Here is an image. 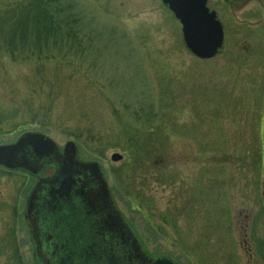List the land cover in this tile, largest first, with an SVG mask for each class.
Wrapping results in <instances>:
<instances>
[{"label": "rangeland", "instance_id": "rangeland-1", "mask_svg": "<svg viewBox=\"0 0 264 264\" xmlns=\"http://www.w3.org/2000/svg\"><path fill=\"white\" fill-rule=\"evenodd\" d=\"M67 1L81 18L84 81H70L53 116L72 120L46 126L24 118L25 70L0 64V108L23 118L0 123V147L25 134L44 135L60 150L73 144L77 160L97 164L152 259L264 264L251 252L254 230L264 241V39L257 37L264 24L223 10V47L201 61L162 0ZM24 120L32 126L14 130ZM66 127L83 131L79 140ZM11 252L0 251V264ZM19 252L18 262L32 264L29 246Z\"/></svg>", "mask_w": 264, "mask_h": 264}, {"label": "flooded vegetation", "instance_id": "flooded-vegetation-1", "mask_svg": "<svg viewBox=\"0 0 264 264\" xmlns=\"http://www.w3.org/2000/svg\"><path fill=\"white\" fill-rule=\"evenodd\" d=\"M206 8L219 22L224 10L230 15H255L257 24H264V0H207ZM261 26L263 29L257 30L264 32V25ZM257 37L261 41L264 39V35ZM8 150L11 152H6ZM59 153L63 155V151ZM60 155L38 156L25 145L24 137L13 145L0 147V251H17L8 263L18 262L19 251L26 246L32 251V264H142L144 259L153 261L141 251L127 225L119 229L114 221L102 219L106 214L101 208L85 206L87 192L96 191L97 187L90 179H83V175L68 172V163ZM2 182H6L5 185ZM8 182L13 186L9 198ZM81 193L85 194L84 198ZM22 221L26 228L25 239L21 236ZM132 239L139 250L133 248L136 244ZM256 239L257 244L263 242L257 235ZM251 252L254 258L264 260V251Z\"/></svg>", "mask_w": 264, "mask_h": 264}, {"label": "trees", "instance_id": "trees-1", "mask_svg": "<svg viewBox=\"0 0 264 264\" xmlns=\"http://www.w3.org/2000/svg\"><path fill=\"white\" fill-rule=\"evenodd\" d=\"M72 7L67 0H7L0 4V64L4 67L10 63L25 70L22 78L25 91L19 107L23 110L22 116L31 117L33 123L50 126L54 120L64 126L72 120L71 116H53L60 108L61 95L70 81H84V76L80 75V60L87 48L81 37V18ZM43 100L49 101V108H45ZM12 109L4 116V110L0 108V123L21 120L22 117L17 115L19 109ZM78 117L81 120L84 116ZM26 123L24 120V126L14 127V130L32 126ZM65 129L76 140L83 132L77 128ZM252 239L255 249L264 251V241L257 244L255 230ZM11 253L16 255L17 251Z\"/></svg>", "mask_w": 264, "mask_h": 264}, {"label": "water", "instance_id": "water-1", "mask_svg": "<svg viewBox=\"0 0 264 264\" xmlns=\"http://www.w3.org/2000/svg\"><path fill=\"white\" fill-rule=\"evenodd\" d=\"M207 0H162V4L173 15L174 19L181 26L182 40L189 53L198 60H211L217 56L222 49L224 35L221 24L216 20V16L210 13L206 8ZM25 145L29 146L38 156H52L59 154L57 146L47 137L38 134H30L25 137ZM8 153L11 150L6 151ZM61 156V155H60ZM66 159L68 165L66 170L71 173L83 175V179L91 180V183L97 187L96 191L87 192L88 197L84 193L82 197L85 206L88 209L99 207L101 212L106 214L102 219H110L114 221L117 228L123 229L126 227L120 215L113 207L110 196L107 192L106 184L104 183L97 164L82 165L76 161L75 146L68 143L63 150L61 156ZM122 157L113 155L111 161L114 163L120 162ZM80 175V176H81ZM131 237H133L131 235ZM133 241V239L131 240ZM135 244V240L133 241ZM138 249L137 244L133 246ZM136 257L139 258L137 252ZM142 264H173L166 259L141 261Z\"/></svg>", "mask_w": 264, "mask_h": 264}]
</instances>
